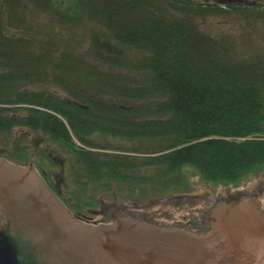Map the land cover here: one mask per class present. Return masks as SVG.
Returning a JSON list of instances; mask_svg holds the SVG:
<instances>
[{"label":"trees","instance_id":"1","mask_svg":"<svg viewBox=\"0 0 264 264\" xmlns=\"http://www.w3.org/2000/svg\"><path fill=\"white\" fill-rule=\"evenodd\" d=\"M0 159L79 221L264 171V1L0 0Z\"/></svg>","mask_w":264,"mask_h":264},{"label":"water","instance_id":"2","mask_svg":"<svg viewBox=\"0 0 264 264\" xmlns=\"http://www.w3.org/2000/svg\"><path fill=\"white\" fill-rule=\"evenodd\" d=\"M247 194L253 200L219 198L205 234L127 218L126 212L89 226L33 166L0 159V264H264V203Z\"/></svg>","mask_w":264,"mask_h":264},{"label":"rangeland","instance_id":"3","mask_svg":"<svg viewBox=\"0 0 264 264\" xmlns=\"http://www.w3.org/2000/svg\"><path fill=\"white\" fill-rule=\"evenodd\" d=\"M246 1H253L258 3L263 2L264 0ZM217 21L218 27H224V29L226 30L238 31V28L235 25L232 26L231 21ZM30 166L32 165H28L27 167ZM37 174L40 177V171H37ZM190 182L192 186L189 191L171 195L165 199L158 200L155 203H152V205L151 203L146 205H135L132 202H122L119 199L115 198L103 200L101 202V205L95 210V212L92 213L91 211L85 210V215L87 214V216L91 219L83 220L89 223V226H99L101 224H104V222L108 220L113 214V216H116L118 213L126 212L127 218L189 232L205 234L200 231L188 229L186 224L189 222L198 223L201 221V218L203 219V216L204 222H206L214 207L211 209L208 216H206V213L209 211L213 202L216 203L219 198H223L229 194H247L251 192L264 203V171L246 178L236 187L230 185H209L200 182L199 178L196 176L192 177Z\"/></svg>","mask_w":264,"mask_h":264},{"label":"flooded vegetation","instance_id":"4","mask_svg":"<svg viewBox=\"0 0 264 264\" xmlns=\"http://www.w3.org/2000/svg\"><path fill=\"white\" fill-rule=\"evenodd\" d=\"M53 193V192H52ZM54 194V193H53ZM235 194H241V195H244L246 198H248V199H251V200H253L252 198H250V195L249 194H246V193H235ZM55 195V194H54ZM230 195V194H229ZM56 197H57V195H55ZM58 198V197H57ZM256 201V200H255ZM259 205V204H258ZM259 207H260V210L262 211V212H264V208H262L260 205H259ZM114 215V214H113ZM111 216L108 220H106L105 222H104V224H109L110 222H113L114 221V219L116 218L115 216Z\"/></svg>","mask_w":264,"mask_h":264}]
</instances>
